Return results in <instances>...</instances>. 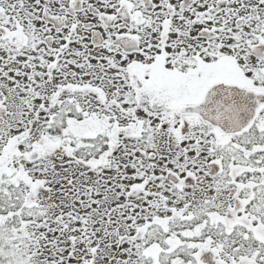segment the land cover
I'll use <instances>...</instances> for the list:
<instances>
[{
  "label": "snow or ice",
  "instance_id": "1",
  "mask_svg": "<svg viewBox=\"0 0 264 264\" xmlns=\"http://www.w3.org/2000/svg\"><path fill=\"white\" fill-rule=\"evenodd\" d=\"M0 264H264V0H0Z\"/></svg>",
  "mask_w": 264,
  "mask_h": 264
}]
</instances>
